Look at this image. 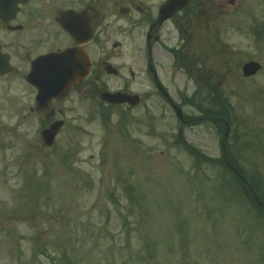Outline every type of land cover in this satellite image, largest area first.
<instances>
[{
    "label": "rangeland",
    "instance_id": "obj_1",
    "mask_svg": "<svg viewBox=\"0 0 264 264\" xmlns=\"http://www.w3.org/2000/svg\"><path fill=\"white\" fill-rule=\"evenodd\" d=\"M219 3L196 16V76L219 82L225 148L264 197V0ZM249 60L262 67L244 78ZM181 82L187 96L202 86ZM133 89L151 91L143 74ZM201 92L204 108L183 106L196 116L186 143L156 95L130 111L100 97L78 102L52 146L40 143L35 116L1 114L0 264H264V217L216 162L223 131L199 120L216 110Z\"/></svg>",
    "mask_w": 264,
    "mask_h": 264
},
{
    "label": "flooded vegetation",
    "instance_id": "obj_2",
    "mask_svg": "<svg viewBox=\"0 0 264 264\" xmlns=\"http://www.w3.org/2000/svg\"><path fill=\"white\" fill-rule=\"evenodd\" d=\"M231 1L221 0L219 7ZM216 3L0 0V115L35 116L43 143L41 132L57 120L64 121L58 133L69 126L66 116L78 114V102L85 108L89 97L104 91L137 94L133 85L140 74L151 89L138 94L140 103L156 95L173 111L171 101L185 94L177 87L182 77L196 86V16ZM71 63L76 80L67 70ZM40 90L50 97L38 101ZM184 121L191 128L196 116L184 114Z\"/></svg>",
    "mask_w": 264,
    "mask_h": 264
},
{
    "label": "water",
    "instance_id": "obj_3",
    "mask_svg": "<svg viewBox=\"0 0 264 264\" xmlns=\"http://www.w3.org/2000/svg\"><path fill=\"white\" fill-rule=\"evenodd\" d=\"M235 2V0H232V2L230 3L231 5H233ZM260 64L256 61H248L246 63L243 64L242 66V73L245 77L248 76H252L254 74L257 73V71L260 69ZM69 69L71 71H73L75 69V65H70ZM72 79H76L75 75L73 76ZM48 95H46L44 92H40L39 93V98L43 99L46 98ZM101 98L103 101H106L108 103L111 104H117V103H122V102H129L132 106L136 105L137 102L139 101L138 96L136 95H129V94H125V93H110V92H103L101 95ZM176 109V113L177 115L182 118V113L180 108L175 107ZM62 122H56L53 125H51L48 129L44 130L42 135H43V139L46 142V145H51L54 141V137L56 135V133L58 132V129L60 128ZM228 128L225 132V137L228 134Z\"/></svg>",
    "mask_w": 264,
    "mask_h": 264
},
{
    "label": "trees",
    "instance_id": "obj_4",
    "mask_svg": "<svg viewBox=\"0 0 264 264\" xmlns=\"http://www.w3.org/2000/svg\"><path fill=\"white\" fill-rule=\"evenodd\" d=\"M198 108H201V106H199ZM215 108H216L215 111H211V110L209 111V113H208L209 116L211 118L222 117L223 114L219 111L220 106L217 105V107H215ZM186 149L192 155H194L196 158H202V159L206 158L203 155H201L200 151H198L197 149L193 148L190 145H186ZM227 152H228V150H227ZM227 152H226L225 156L222 155L221 158L216 159V162L220 163L227 171H230L224 162V158H226L230 162V164L238 170L239 173H241L242 175H245L244 171L237 166L236 160L232 156L228 155ZM237 181H238L239 186L242 188L243 193L247 196V198L250 200V202H252L253 206L258 210V212H260L264 216V209L259 204L256 203V201L253 199V196H252V191H253L257 194L259 200L264 203V197H262L263 195L260 192L261 182L260 181H253L252 177H251V179L248 178L249 184L252 187V191H251L243 181H240L239 179H237Z\"/></svg>",
    "mask_w": 264,
    "mask_h": 264
}]
</instances>
